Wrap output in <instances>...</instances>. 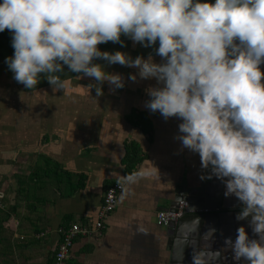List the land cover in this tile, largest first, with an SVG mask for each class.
I'll use <instances>...</instances> for the list:
<instances>
[{"label":"clouds","instance_id":"clouds-1","mask_svg":"<svg viewBox=\"0 0 264 264\" xmlns=\"http://www.w3.org/2000/svg\"><path fill=\"white\" fill-rule=\"evenodd\" d=\"M11 33L5 63L13 79L33 89L42 76L53 92L64 90L65 68L95 81L96 96L107 83L125 86L122 74L95 63L137 69L133 82L155 80L145 107L176 118V139L200 157L206 177L225 185L248 220L225 244L236 264H264V0H0V33ZM154 47L135 58L102 51L101 44ZM139 174L120 178L136 182ZM214 231V230H212ZM193 264H198L193 258Z\"/></svg>","mask_w":264,"mask_h":264},{"label":"crops","instance_id":"crops-1","mask_svg":"<svg viewBox=\"0 0 264 264\" xmlns=\"http://www.w3.org/2000/svg\"><path fill=\"white\" fill-rule=\"evenodd\" d=\"M121 40L123 46L108 42L99 47L133 58L151 53L160 62L154 51L158 42L145 48L125 36ZM9 56L0 33V264H51L58 228L91 225L104 188L123 177L125 141L145 155L133 172L139 176L122 185L101 231L73 241L68 264H170L173 236L155 224V214L170 206L182 185L198 187L210 179H201L208 170L202 169L199 155L176 139L181 121L165 120L145 107V89L156 81L137 77L133 82L128 77L137 69L97 60L106 71L122 74L125 86L113 91L104 83V94L97 97L88 86L94 80L65 68L60 74L64 90L53 92L43 76L36 88L26 89L13 79L5 63ZM131 109L150 120V142L124 120ZM50 169L59 173L58 180ZM231 200L237 203L234 196ZM207 217L181 226L183 233L193 227L200 231L199 264H236L233 252L229 260L219 255L214 260L217 243L228 236L226 227L236 229V220Z\"/></svg>","mask_w":264,"mask_h":264},{"label":"water","instance_id":"water-1","mask_svg":"<svg viewBox=\"0 0 264 264\" xmlns=\"http://www.w3.org/2000/svg\"><path fill=\"white\" fill-rule=\"evenodd\" d=\"M261 70L264 71V65H261ZM225 190L224 183L213 176L208 183L198 187H187V185L184 184L174 193L172 202L166 210L176 212L179 202L183 203V207L181 208L180 217L175 221H169L165 226L166 232L173 236L172 238H170L171 236L169 237V247L171 249L170 264H193L194 257L198 261V264L202 260V251L197 252L198 236L200 234L198 228L193 227L187 231L185 230L184 233L181 232V226H183V224H185L184 221L188 219H191L193 223H198L207 216L213 218L224 217L227 218L228 221H231L233 218L236 220V229L231 226L226 227L228 234L226 238L230 237L235 240L237 229L241 226L246 228L250 238H256L249 227L247 219L237 220L236 217L241 211V204L236 199L237 203L231 205L232 196L226 197L224 195ZM233 230L236 232L233 233ZM217 249L219 252L216 251L214 255L215 261L218 260V255L219 260L223 261L227 255H231L230 253H232L231 247L225 244V239L219 240ZM226 259L229 260L228 257Z\"/></svg>","mask_w":264,"mask_h":264},{"label":"built area","instance_id":"built-area-1","mask_svg":"<svg viewBox=\"0 0 264 264\" xmlns=\"http://www.w3.org/2000/svg\"><path fill=\"white\" fill-rule=\"evenodd\" d=\"M122 185L114 182L104 188L100 206L96 212L93 223L89 226L71 223L66 228L57 229L58 240L51 256V264H68L70 249L77 237H84L99 232L103 228L104 221L115 208L117 198L121 193ZM183 203L177 204V211L160 210L155 214V224L165 227L169 221H175L181 215Z\"/></svg>","mask_w":264,"mask_h":264},{"label":"trees","instance_id":"trees-1","mask_svg":"<svg viewBox=\"0 0 264 264\" xmlns=\"http://www.w3.org/2000/svg\"><path fill=\"white\" fill-rule=\"evenodd\" d=\"M2 37L5 43L6 51L10 56H12L14 53V49L11 46V33L9 32V30H4L2 32ZM124 120L128 124L137 128L141 134L145 135L148 142L151 141L152 125L145 113L136 109H131L130 112L124 117ZM144 159L145 155L140 151L138 145H136L132 141H125L123 144V156L120 161V164L123 168V177L133 174L136 167ZM49 171L52 172L55 178L58 180L59 173L54 172L52 169H50Z\"/></svg>","mask_w":264,"mask_h":264},{"label":"flooded vegetation","instance_id":"flooded-vegetation-1","mask_svg":"<svg viewBox=\"0 0 264 264\" xmlns=\"http://www.w3.org/2000/svg\"><path fill=\"white\" fill-rule=\"evenodd\" d=\"M262 82H264V81H262ZM243 263V262H242Z\"/></svg>","mask_w":264,"mask_h":264}]
</instances>
